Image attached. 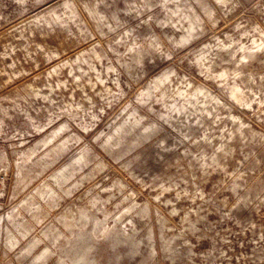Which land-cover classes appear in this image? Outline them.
<instances>
[{"label":"rangeland","instance_id":"rangeland-1","mask_svg":"<svg viewBox=\"0 0 264 264\" xmlns=\"http://www.w3.org/2000/svg\"><path fill=\"white\" fill-rule=\"evenodd\" d=\"M0 264H264V0H0Z\"/></svg>","mask_w":264,"mask_h":264}]
</instances>
